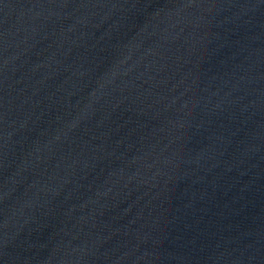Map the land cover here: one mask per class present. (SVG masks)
Segmentation results:
<instances>
[{
    "label": "water",
    "instance_id": "water-1",
    "mask_svg": "<svg viewBox=\"0 0 264 264\" xmlns=\"http://www.w3.org/2000/svg\"><path fill=\"white\" fill-rule=\"evenodd\" d=\"M0 264H264V0H0Z\"/></svg>",
    "mask_w": 264,
    "mask_h": 264
}]
</instances>
